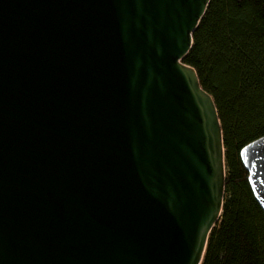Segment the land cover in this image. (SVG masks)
<instances>
[{
	"label": "water",
	"instance_id": "obj_1",
	"mask_svg": "<svg viewBox=\"0 0 264 264\" xmlns=\"http://www.w3.org/2000/svg\"><path fill=\"white\" fill-rule=\"evenodd\" d=\"M211 0H0V264H201L226 178L183 63ZM264 213V137L240 152Z\"/></svg>",
	"mask_w": 264,
	"mask_h": 264
},
{
	"label": "trees",
	"instance_id": "obj_2",
	"mask_svg": "<svg viewBox=\"0 0 264 264\" xmlns=\"http://www.w3.org/2000/svg\"><path fill=\"white\" fill-rule=\"evenodd\" d=\"M183 63L214 102L226 167L224 202L201 264H264V213L241 150L264 137V0H211Z\"/></svg>",
	"mask_w": 264,
	"mask_h": 264
}]
</instances>
